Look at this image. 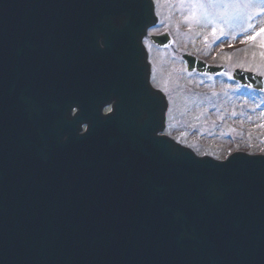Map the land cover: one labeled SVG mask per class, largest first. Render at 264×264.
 Wrapping results in <instances>:
<instances>
[{
    "label": "water",
    "instance_id": "water-1",
    "mask_svg": "<svg viewBox=\"0 0 264 264\" xmlns=\"http://www.w3.org/2000/svg\"><path fill=\"white\" fill-rule=\"evenodd\" d=\"M63 1L46 9L74 14L68 31L60 36L67 48L60 49L66 54L58 66H76L77 55L71 48L82 47L80 37L87 30L92 36L87 39L86 54L107 65L113 60L108 79L126 65L128 92L116 97L111 118L105 121L99 113L105 100L84 107L71 119L65 138L64 133L56 137L50 132L53 115L27 121L25 126L23 114L19 116L21 124L12 129L13 140L0 151V264H264V204L252 202L263 201L264 157L233 154L224 163L201 161L171 141L155 137L163 128L166 103L148 86L149 66L141 44L147 28L155 24L151 1ZM1 4L7 13L3 0ZM87 15L93 19L89 24L83 18ZM154 40L167 43L165 38ZM187 63L189 68L213 72L192 59L187 58ZM74 74L72 70L63 75ZM241 76L237 77L243 81ZM245 77L246 84L264 90L261 77ZM81 123L88 126L83 136L78 134ZM128 138L139 147L149 141L170 147V165L161 160L152 164L160 173L169 172L164 183L155 182L160 187L150 184L148 161L139 155H130L132 160L125 156L121 163L114 157L84 158V169L73 174L56 160L46 169L52 156L61 152H93L118 142H122L119 148L102 150L122 151L132 144ZM179 159L188 160L184 171ZM107 168L112 176L105 174ZM121 176L126 181L117 187L95 186L102 179L120 181ZM115 187L118 192L129 187L134 192L117 210L100 193L114 192ZM176 206L186 212L175 213ZM202 208L217 218L194 232Z\"/></svg>",
    "mask_w": 264,
    "mask_h": 264
},
{
    "label": "rangeland",
    "instance_id": "rangeland-1",
    "mask_svg": "<svg viewBox=\"0 0 264 264\" xmlns=\"http://www.w3.org/2000/svg\"><path fill=\"white\" fill-rule=\"evenodd\" d=\"M153 1L158 23L152 32L171 31L168 47L155 48L146 42L151 62L154 66L158 63L154 81L171 104L165 133L191 146L196 153L214 158L223 159L236 150L264 153V92L243 89L229 77L234 68L245 65L264 76V31L260 34L264 29V0ZM257 12L260 14L256 15ZM201 39L204 43L200 45ZM206 39L210 41L207 45L217 49L232 48L236 41L246 40V51L237 56L221 54V61L216 62L227 71L221 77L226 80L218 82L230 88L226 91L232 98H224L229 107L221 101L213 102L215 92L207 95L198 90L200 84L206 82L211 86V82L208 77L188 73L181 59L183 51L202 54L200 47H205Z\"/></svg>",
    "mask_w": 264,
    "mask_h": 264
},
{
    "label": "snow or ice",
    "instance_id": "snow-or-ice-1",
    "mask_svg": "<svg viewBox=\"0 0 264 264\" xmlns=\"http://www.w3.org/2000/svg\"><path fill=\"white\" fill-rule=\"evenodd\" d=\"M262 31H264V29H262Z\"/></svg>",
    "mask_w": 264,
    "mask_h": 264
}]
</instances>
